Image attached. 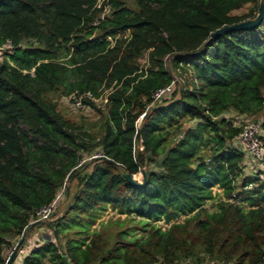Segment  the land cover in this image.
Wrapping results in <instances>:
<instances>
[{"label": "trees", "instance_id": "obj_1", "mask_svg": "<svg viewBox=\"0 0 264 264\" xmlns=\"http://www.w3.org/2000/svg\"><path fill=\"white\" fill-rule=\"evenodd\" d=\"M96 2L0 0V47L9 45L0 58V264L10 239L24 235L19 250L34 212L63 185L64 210L46 222L50 239L27 248L19 264H180L204 256L258 264L264 184L242 173V154L230 145L238 127L221 114L253 116L263 107L264 12L252 28L209 38L254 17L258 0H133L135 9L106 0L108 15L92 26L102 9ZM165 57L179 82L170 97L152 102L171 81ZM101 87L105 111L95 136L47 97L75 91L97 98ZM96 147L114 164L93 159L83 170L81 153ZM160 155L161 173L147 171ZM141 169L142 185L123 177ZM65 181L74 182L71 191ZM214 186L246 210L222 202L207 213ZM107 207L144 234L118 230L105 248L88 228ZM158 221L171 223L162 230Z\"/></svg>", "mask_w": 264, "mask_h": 264}, {"label": "rangeland", "instance_id": "obj_2", "mask_svg": "<svg viewBox=\"0 0 264 264\" xmlns=\"http://www.w3.org/2000/svg\"><path fill=\"white\" fill-rule=\"evenodd\" d=\"M124 4L128 8L135 9V4H134L133 0H124ZM105 14L108 15V11H106ZM5 49H8V47L5 45L0 47V58H1V54L5 51ZM137 64L141 68H144L146 66V53L145 52L142 53L138 57ZM164 68L168 71V73L170 74V76L173 79L179 77L177 70L170 65L169 57L164 58ZM100 91L101 92H100L99 96L97 98H95L94 101H92V104L94 105L95 109L92 108L91 106H87L84 104L80 108H75L71 105V102L69 101L68 96H61V95H59L58 92L49 93L47 95V97L55 103L56 110L64 118L72 121L75 125H77L78 127H81V129L86 130L87 132H89L90 134L95 136V135H98V133L100 132L101 122L103 120V113L105 111L104 110L105 109V100L104 99H105V93L107 90L103 89L101 87ZM263 95H264V89H263ZM97 109H98V111H97ZM223 115H226V117L228 119H231L233 121V123H235V126L239 125L240 123H243L244 121H249V122L256 121V122L261 123L262 121H264V104H263L261 111L259 113H257L256 115H253V116L235 115L232 111H226ZM188 124L189 123H185L183 125V127H185ZM98 152L99 151H98L97 147L91 149L88 152H82L81 153V159L79 161L78 166L82 165L80 168H82L85 171H88L90 168L91 158L93 156H97ZM161 158H162V155L158 156L151 163H149L146 167L147 171H151V172H155V173H161V168H160ZM242 173L243 174L248 173L247 170L245 169V167L242 169ZM132 178L136 182H140V180H141L140 173L138 172V173L134 174L132 176ZM65 182L68 183L69 191H71L74 187V185H73L74 182H68V181H65ZM63 189H64V185L58 190L59 198L57 200V204L55 206V209H54L52 216L47 221H44L42 223L39 222V224H37V226L35 228H38L39 226H46V222H50L56 216L60 215V213L64 210L65 203L62 200ZM212 195H213V198L206 201L203 205V209L207 213L216 212L218 210V204L222 203V202L239 203L243 206L244 210H246V208H247V206L243 202L241 203L239 201L227 199L223 195L222 190L220 188H217L216 186H214L212 188ZM69 217L71 218L72 215H70ZM187 217L188 218L192 217V214H189L188 216H185V217L181 216V217L177 218L174 222L175 223H182ZM82 220H83V217H82ZM118 221H122V222L120 224H117ZM170 223L171 222L163 223L162 221H158L155 224L160 226V228L162 230H164L169 226ZM137 225L138 224H136L135 222H129L125 218L124 215H118L114 211L110 210V208L107 207V208H105V210L98 211V213L96 214V216L94 218V222L92 225L89 226L88 231L89 232L92 230L97 231L101 236V240L104 244V247L108 248L113 242L115 232L118 230L129 229V228L131 229L132 228L131 229L132 235H134L136 237L143 235L144 232L141 231L140 227H138ZM190 225H191V223H190ZM43 230L46 231V234L49 232L48 228L44 227ZM75 231H76V228L72 227L71 230L68 233H66V235L67 236L73 235ZM28 233H29V231L28 232L26 231L25 235H30V233L29 234ZM19 238L16 240H12V238L11 239L8 238L13 242H12V246L10 247V249H8L4 252L5 258L7 257L9 252L12 250V248L14 247L16 242L19 240ZM263 239H264V235H263ZM21 248H22V246L20 247V249ZM20 249L17 251L16 257L12 261L11 264H19L20 258H19L18 254H20L19 253ZM236 263H237V261L235 259L231 260L230 262H223V261H218L217 259H208L205 256H204V259L202 261H199L198 263H194L189 258L184 259L183 261L180 262V264H236ZM243 264H247V263L244 262ZM258 264H264V259L261 262H259Z\"/></svg>", "mask_w": 264, "mask_h": 264}, {"label": "built area", "instance_id": "obj_3", "mask_svg": "<svg viewBox=\"0 0 264 264\" xmlns=\"http://www.w3.org/2000/svg\"><path fill=\"white\" fill-rule=\"evenodd\" d=\"M100 6H102V9L97 17L90 23L92 26H95L100 20L107 16V14H105L106 11L109 12V6L106 3V0H97L96 7ZM107 39L111 41L110 37H107ZM5 46L9 49L8 44H5ZM178 82L179 77L174 79L171 77L169 84L157 89L151 94L152 102H158L170 97L174 85L178 84ZM68 98L71 105L75 108H80L83 105V99H88L90 101L95 100V97L90 92L77 93L74 91L68 96ZM104 100L106 101V99ZM224 113H222L221 116L228 119L226 115H223ZM233 124L235 125V123ZM236 127H238V131L230 140V145L242 154L241 168L243 169L245 167L247 170L248 173L245 175L255 177L260 183L264 184V145L261 141L263 131L260 122L244 121ZM58 193L59 192L56 193L48 205L42 206L34 212L31 222L49 220L57 204L59 198Z\"/></svg>", "mask_w": 264, "mask_h": 264}, {"label": "water", "instance_id": "obj_4", "mask_svg": "<svg viewBox=\"0 0 264 264\" xmlns=\"http://www.w3.org/2000/svg\"><path fill=\"white\" fill-rule=\"evenodd\" d=\"M263 12H264V0H258V3H257V12H256V14H255L254 17L248 18V19H245V20H242V21L237 22V23L232 24V25L222 26V27L216 29L214 32H212L210 34V37L209 38L214 37L215 35L223 34L224 32L231 31V30H246V29L252 28V27L256 26L259 23V21L262 18ZM135 139H138V131L135 132ZM99 158H101L104 161H107V162H109L111 164H114L111 160H109V159H107L105 157H100V156H93L91 158V160H93V159H99ZM139 173H140V176H141L140 182H136L132 178V176H130L129 174H126V173L123 174V177L129 183H131L133 185H142L143 182H144V180H145V172H144L143 169H141L139 171ZM23 239H24V235L22 234L20 236L19 240L16 242V244L12 248V250L7 255V257L4 259V263L3 264H11L12 263V261L16 257L18 247L21 244V242L23 241ZM63 259H64V257H63Z\"/></svg>", "mask_w": 264, "mask_h": 264}, {"label": "crops", "instance_id": "obj_5", "mask_svg": "<svg viewBox=\"0 0 264 264\" xmlns=\"http://www.w3.org/2000/svg\"><path fill=\"white\" fill-rule=\"evenodd\" d=\"M39 222H31L30 221V226H29V230H28L30 235H26L25 242L22 245V248L20 249V252H19L20 254H18L19 258H21L25 254V251L27 248L34 246V245H37L39 243V241H41V240H49L50 239V237H51L50 233L48 232L46 234V231L43 230L44 227L47 228L46 226H39L38 228H35L37 226V224H39ZM40 223H42V222H40Z\"/></svg>", "mask_w": 264, "mask_h": 264}]
</instances>
